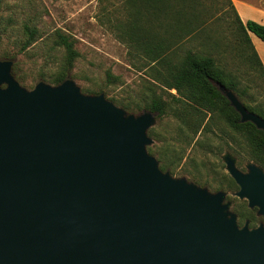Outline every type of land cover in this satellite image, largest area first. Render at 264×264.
I'll use <instances>...</instances> for the list:
<instances>
[{
  "label": "water",
  "instance_id": "obj_1",
  "mask_svg": "<svg viewBox=\"0 0 264 264\" xmlns=\"http://www.w3.org/2000/svg\"><path fill=\"white\" fill-rule=\"evenodd\" d=\"M0 59V264H264V222L164 171L148 151L157 115L128 113L72 77L33 89ZM219 89L264 131V117ZM236 195L264 216V170L226 154Z\"/></svg>",
  "mask_w": 264,
  "mask_h": 264
},
{
  "label": "rangeland",
  "instance_id": "obj_2",
  "mask_svg": "<svg viewBox=\"0 0 264 264\" xmlns=\"http://www.w3.org/2000/svg\"><path fill=\"white\" fill-rule=\"evenodd\" d=\"M171 1L173 8L165 12L163 21L150 26L169 35L165 37L179 33L186 37L175 52V61L189 51L211 56L219 71L239 83L247 104L256 106L264 102V75L251 63L252 49L229 0ZM131 9L126 0H0V59L10 54L17 67L13 75L27 89H33L39 81L55 85L50 77L66 62V49L56 44L57 34L68 35L79 52L68 77L75 80L82 92L91 94L85 92L91 89L104 93L117 106L136 115L150 111L148 105L156 92L168 104V110L163 116L156 113L152 126L156 135L150 136L149 132L148 135L165 160L171 162L172 169L168 171L174 177H186L211 191H226L231 209L237 214L236 207H241L247 215H257L247 200L235 195L239 185L227 171L224 159L230 153L238 166L247 171L249 163L261 166L257 148L248 139L247 132L234 128L218 111L210 120L211 113L206 116L196 134L192 130L194 113L187 115L189 124L177 116L176 111L181 113L182 105L172 96L177 95L176 89L154 81L153 63L126 36L124 26ZM179 9L185 12V17L183 14L180 17L182 26L178 25ZM193 13L201 24L190 28L188 20ZM120 19L123 27L119 25ZM27 25L36 29L37 34L23 49L30 37ZM108 71L119 77L118 80L109 81ZM154 156L158 159V155ZM261 221L264 219L256 224L250 221V226H257Z\"/></svg>",
  "mask_w": 264,
  "mask_h": 264
},
{
  "label": "trees",
  "instance_id": "obj_3",
  "mask_svg": "<svg viewBox=\"0 0 264 264\" xmlns=\"http://www.w3.org/2000/svg\"><path fill=\"white\" fill-rule=\"evenodd\" d=\"M126 2L130 3L132 8L129 11L130 13L127 14L126 25L124 26L126 28V36H128L129 41L133 45L140 46L144 50V56L153 63L154 72L152 77L154 81L162 84L168 89H176L177 95L172 94V96L176 102L182 105L181 113L176 111L177 116H181L184 123L189 124L187 115L194 113L195 117L194 121H192L194 129L192 130L196 134L200 131V127L203 125L209 113H211L209 120L215 115V111L224 114L230 125L236 129H242L247 132L248 139L255 145L257 148L256 150L259 152L258 160L264 168V131L257 128V126L250 121L241 122V115L219 89L218 84L232 89L250 111L256 112L263 117L264 102L256 106L247 104L242 98L245 91L240 89L237 81L231 79L216 68L215 60L211 56L198 55L189 51L181 60L175 61V52L186 37L180 33L171 37H165L169 35L154 31L150 26L151 24L155 25L158 21H163L162 19L165 12L173 8L171 0H126ZM229 2L239 22L240 28L245 33V40L252 49L253 55L250 58L252 61L251 63L254 67L257 65L258 69L264 75V64L250 37V32H252L264 41V24L255 20L243 22L233 6L232 1L229 0ZM182 14L185 17V12L179 9L177 11L179 18L178 25H181L180 17ZM191 17L192 18L188 20L190 28H194V26H199L201 24L197 19V15L193 13ZM189 24L183 25L188 26ZM119 25L123 27L122 19H120ZM166 26L169 27V25ZM26 31L30 37L23 45V49H26L36 39L35 35L37 34V30L28 25L26 26ZM57 35L56 44L66 49V62L60 71L50 77L51 83L55 85L62 83L68 78L69 72L79 56V52L74 47L72 38L63 33H58ZM9 57L10 54L4 55L5 59H11ZM13 71L14 73L17 71L16 64H13ZM107 77L109 81L118 80L119 78L113 75L111 71L107 72ZM151 84L155 86L153 83ZM86 91L91 94H98L99 92H95L91 89H86L85 92ZM124 107L130 108V105L124 104ZM139 108L140 107H138V109ZM148 109L151 112L158 113L159 116H163L167 113L168 104L159 96H156V92H154L153 99L148 105ZM148 132L150 136L156 135L154 127H151ZM148 151L152 155H158L160 167L164 171L172 169L171 162L168 163L165 160L155 143L148 146ZM236 208L240 223H245L249 220L256 224L257 221L263 218L255 214L247 215L241 207ZM254 211L255 209H253L252 212Z\"/></svg>",
  "mask_w": 264,
  "mask_h": 264
},
{
  "label": "crops",
  "instance_id": "obj_4",
  "mask_svg": "<svg viewBox=\"0 0 264 264\" xmlns=\"http://www.w3.org/2000/svg\"><path fill=\"white\" fill-rule=\"evenodd\" d=\"M243 22L255 20L264 24V0H231ZM257 38H255V37ZM252 43L264 64V41L250 32Z\"/></svg>",
  "mask_w": 264,
  "mask_h": 264
},
{
  "label": "flooded vegetation",
  "instance_id": "obj_5",
  "mask_svg": "<svg viewBox=\"0 0 264 264\" xmlns=\"http://www.w3.org/2000/svg\"><path fill=\"white\" fill-rule=\"evenodd\" d=\"M235 159H236V158H235ZM225 163H226V162H225ZM236 164H237V161H236ZM257 165H258V164H257ZM237 166H238V164H237ZM247 166H248V165H247ZM259 166H260V165H259ZM238 167H239V166H238ZM261 167H262V166H261ZM226 168H227V165H226ZM239 168H240V167H239ZM262 168H263V167H262ZM240 169H241V168H240ZM241 170H242V169H241ZM263 170H264V168H263ZM227 171H228V170H227ZM242 171H243V170H242ZM247 171H248V167H247ZM247 171H244V172H247ZM232 178H233V177H232ZM233 179H234V178H233ZM234 180H235V179H234ZM235 181H236V180H235ZM236 183H237V182H236ZM237 184H238V183H237ZM238 185H239V184H238ZM208 189H209V188H208ZM239 189H240V186H239ZM239 189H238V190H239ZM209 190H210V189H209ZM238 190H237V191H238ZM210 191H211V190H210ZM217 191H220V190H217ZM217 191H211V192H217ZM222 191H224V190H222ZM237 191H236V192H237ZM225 192H226V191H225ZM236 192H235V195H236ZM226 193H227V192H226ZM236 196H237V195H236ZM238 197H239V196H238ZM239 198H240V197H239ZM241 199H242V198H241ZM245 200H247V199H245ZM225 201L228 202V200H227V195H226V200H225ZM247 201H248V200H247ZM248 205H249V202H248ZM231 207H232V203H231ZM249 207H250V206H249ZM250 208H251V207H250ZM251 209H255V210L257 211V215L263 217V219H264V216L258 214V209H259L258 207H254V208H251ZM231 210H232V209H231ZM232 211H233V210H232ZM234 212H235V211H234ZM237 215H238V214H237ZM246 222H249V226H250V221L247 220ZM246 222H245V223H246ZM262 222H264V221H261L257 226H259ZM238 223H239V216H238ZM245 223H244V224H245ZM244 224H243V225H244ZM239 225H240V223H239ZM243 225H240V226H243ZM257 226H253V227H257ZM250 227H251V226H250ZM253 227H251V228H253Z\"/></svg>",
  "mask_w": 264,
  "mask_h": 264
}]
</instances>
